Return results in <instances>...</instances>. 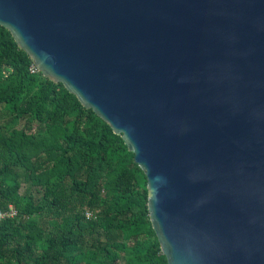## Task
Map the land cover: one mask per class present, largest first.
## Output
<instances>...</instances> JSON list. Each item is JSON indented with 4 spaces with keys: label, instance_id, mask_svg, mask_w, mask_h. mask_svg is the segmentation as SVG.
I'll use <instances>...</instances> for the list:
<instances>
[{
    "label": "water",
    "instance_id": "obj_1",
    "mask_svg": "<svg viewBox=\"0 0 264 264\" xmlns=\"http://www.w3.org/2000/svg\"><path fill=\"white\" fill-rule=\"evenodd\" d=\"M0 25L135 154L168 264H264V0H0Z\"/></svg>",
    "mask_w": 264,
    "mask_h": 264
},
{
    "label": "trees",
    "instance_id": "obj_2",
    "mask_svg": "<svg viewBox=\"0 0 264 264\" xmlns=\"http://www.w3.org/2000/svg\"><path fill=\"white\" fill-rule=\"evenodd\" d=\"M32 65L0 25V264H168L135 154Z\"/></svg>",
    "mask_w": 264,
    "mask_h": 264
},
{
    "label": "built area",
    "instance_id": "obj_3",
    "mask_svg": "<svg viewBox=\"0 0 264 264\" xmlns=\"http://www.w3.org/2000/svg\"><path fill=\"white\" fill-rule=\"evenodd\" d=\"M31 71L32 72H36V71H39V69L36 67V65L34 64V65H32V67H31ZM14 215H16V212L14 211V210H12L11 211V213L9 214V215H4L3 217H6V216H14Z\"/></svg>",
    "mask_w": 264,
    "mask_h": 264
},
{
    "label": "rangeland",
    "instance_id": "obj_4",
    "mask_svg": "<svg viewBox=\"0 0 264 264\" xmlns=\"http://www.w3.org/2000/svg\"><path fill=\"white\" fill-rule=\"evenodd\" d=\"M1 107H0V122L1 121H4V119H3V117H2V113H1ZM25 188H26V186L24 185L23 187H22V189H21V192L23 193L24 191H25Z\"/></svg>",
    "mask_w": 264,
    "mask_h": 264
}]
</instances>
